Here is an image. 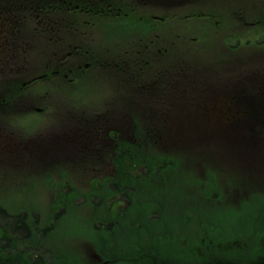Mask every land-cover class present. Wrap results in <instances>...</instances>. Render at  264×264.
Here are the masks:
<instances>
[{"label": "rangeland", "instance_id": "374dc122", "mask_svg": "<svg viewBox=\"0 0 264 264\" xmlns=\"http://www.w3.org/2000/svg\"><path fill=\"white\" fill-rule=\"evenodd\" d=\"M186 2V5L157 2L153 6H148L146 1H141L145 4L136 8L135 13L129 10L125 19L127 22L124 21L118 26L121 32L131 34L129 39L125 35H120L118 39L108 40L107 37L102 41L97 31L94 32L88 24L96 38L90 37L92 44L94 48L103 49H151L148 52L150 64L160 65L161 61L167 64H184V61H189L212 66L213 70H209L210 73L232 69L231 75L235 77L246 73L256 80L264 78V53L254 57L250 66L249 43L237 44L230 50H222L219 49L217 39L233 32L246 35L247 29L253 30V34L254 31L263 29V25L243 24L257 21L258 18H262L264 22V0ZM121 8L126 11L129 7ZM198 12H205L212 20H206L207 22L199 27L196 20H192L188 22L189 26L186 28L183 24L168 20L163 26L156 27L158 35L164 42L154 40L152 24L149 25L146 19L149 15L152 17L153 14L166 13L193 17ZM215 21H218V24L211 28ZM102 23L98 21L99 25ZM110 30L109 27L107 31ZM99 31L103 37L107 35L105 29L100 28ZM195 35L196 37H193ZM167 42L172 44H166ZM160 45L169 47L163 59L155 50ZM113 54L117 55L118 52ZM223 59H228L233 64L229 61L221 62ZM142 64L148 65L144 61ZM102 75L103 70H95L83 77L78 87L71 90L65 83H62V87L48 86L53 95L50 99L52 101L57 99L58 107L49 108L47 114L40 115L38 118L43 120L38 124L32 123L33 128L27 130L29 132L27 135L37 136L36 131L49 129L55 125L72 132L70 130H77L76 126L79 125L75 121L76 116L77 119L79 115L93 118L103 110L109 111L111 115L114 112L125 111L123 105L126 102L113 101L111 104L106 101L107 97H102L108 93ZM225 77L230 79L228 76ZM104 78L107 79V76ZM210 80L212 81L211 78ZM44 88V86L41 88L42 92ZM66 96H69V100H66ZM150 99L152 97L148 98ZM70 110H76L72 114L75 118L64 113ZM141 112H144V109H140V114ZM63 114L70 116V119L64 118ZM126 116L127 114L125 118ZM12 119V125L20 126H28L29 123L25 121L31 120L30 117L19 119L18 115ZM138 120L147 124L150 119L142 114ZM138 126L140 127L136 132V142L142 141L139 142L136 155L147 167L141 166L138 169L141 172L140 179L136 174L135 180L132 179V175L130 176L131 186L127 187L128 190L124 194L125 201L116 210L110 209L115 208L111 205L96 206L95 202L100 201V198L92 196L85 201L84 197L76 192L84 185L78 178L74 180L66 178L64 182L66 186L60 192L63 198L61 207L53 205V199L49 197L51 189L47 187L18 194L1 192L3 184H0V207L9 212L35 215L37 222L43 225L34 229V235L29 234V237L19 238L10 234L11 239L9 238L7 243H17L14 247L22 249L24 246L19 243V239H25L30 244L29 248L45 250L51 259L48 260L49 263L47 260L43 261V264H98L99 259L118 258L113 256V252L117 250L124 256L132 253L131 260L126 264H145L140 260L150 257L158 261L171 260L176 264H202L216 260L242 264L258 263L259 258L264 255V195L258 193L256 187L246 189L236 186V182H232L235 172L229 164L223 172L216 171L215 176H212L215 171L212 167L209 168V163L204 159L210 157L218 161L219 155L216 152L205 153L203 151L205 147L199 144L193 145L196 147L192 148L194 151L169 153L165 150L167 160H172L168 161L172 165L168 167L167 164H162L165 160H159L162 157L160 154L165 153L157 151L155 154L147 149L146 139H149L147 131L142 124ZM253 136L259 140L263 135L257 133ZM108 155L109 151L106 150L104 157L107 159ZM108 166L110 168L112 163L109 162ZM144 169H147V173H143ZM78 170L82 176L85 174L89 176L90 172L95 174L85 166H78ZM134 170L133 167L127 169L131 172ZM164 170H169V174L162 175ZM154 172L162 176L155 175L159 179L153 182L150 176ZM127 173L123 174L125 182L128 181ZM5 175L8 174H4V169L0 166V179ZM18 176L8 177L16 180ZM73 189L75 190L72 194L75 196L67 198L68 191ZM85 189L89 191L90 187ZM117 199H121L120 196ZM62 203H66V206ZM123 209L128 211L122 212ZM43 227H47L48 230L41 232L40 229ZM154 243L165 247L155 248ZM93 252H95L93 256L87 254ZM20 260L26 263L23 259Z\"/></svg>", "mask_w": 264, "mask_h": 264}, {"label": "flooded vegetation", "instance_id": "af4514ba", "mask_svg": "<svg viewBox=\"0 0 264 264\" xmlns=\"http://www.w3.org/2000/svg\"><path fill=\"white\" fill-rule=\"evenodd\" d=\"M84 3L81 11H89L91 0H80ZM171 1V0H169ZM62 5H73L72 0H0V164L28 161L43 163L40 151L58 147L62 144L72 145L75 139L61 137L62 127L52 126L49 129L36 131L37 136H24L22 131L12 125L13 117L19 113L40 110L35 106L36 100L48 101L49 90L42 93H30L28 87L33 84L59 86L61 83L76 85L77 76L85 77L95 70H103V79L109 81L108 90L118 93L108 95L106 101L137 102L152 97L150 100H207L209 109H200V114L222 115L226 118H239V124L214 126V131L249 133L253 130L246 110H237L234 101L245 100L244 96L232 92L230 79L216 78L220 91L227 93H197L209 90L208 81L194 82L195 79L174 73L173 66L150 64L148 52L151 49H93L92 39L86 29L89 20L71 13H62ZM79 4L74 3L77 8ZM153 27L154 40L164 42ZM167 42L166 44H170ZM238 41L228 43V49L237 46ZM169 49L160 45L155 50L160 55ZM118 52V54H113ZM152 58L154 51L152 50ZM252 52V51H251ZM253 54V53H252ZM249 55V63L253 61ZM145 59V60H143ZM143 61L148 65L143 66ZM187 70L186 66L180 67ZM69 77L64 78L63 76ZM107 76V79L104 76ZM263 82V78L259 80ZM251 86L252 79H246ZM16 86V89L13 87ZM122 87L123 90L120 91ZM14 96L19 102V110L12 109ZM264 102V94L256 95ZM227 103V110L224 109ZM222 103V104H221ZM203 107V106H202ZM74 112L65 113L72 115ZM199 114V111H194ZM63 114L64 118H69ZM125 111L112 115L95 116L88 119L79 115L75 121L81 136H90L91 131L105 129L123 130L122 119ZM71 118H75L72 115ZM237 122V121H236ZM97 137L106 140L107 135ZM86 143V142H85ZM247 148V147H246Z\"/></svg>", "mask_w": 264, "mask_h": 264}, {"label": "bare ground", "instance_id": "6f19581e", "mask_svg": "<svg viewBox=\"0 0 264 264\" xmlns=\"http://www.w3.org/2000/svg\"><path fill=\"white\" fill-rule=\"evenodd\" d=\"M4 215L3 216H6V217H1V218H6L4 219L3 221L0 219V238H1V235L2 234H5L8 230L6 228V225H5V222L8 224V225H13V222L15 221V217H18V218H21L22 217V222L24 223V225L30 230V232H28L27 234L25 235H21L19 238H23V237H29V234H32L34 235L35 231L33 232V230L35 229V227L33 226L32 228H29V226L33 224V222H37V219L35 218V216L33 215H28L24 212H3ZM6 214V215H5ZM1 216V215H0ZM17 218V219H18ZM5 226V227H4ZM30 226V227H31ZM33 229V230H32ZM7 235V234H6ZM31 235V236H32ZM19 243L21 245H23L24 247H22V249L20 248H17V247H14L12 249V252L9 253L8 255H5L4 256V259H23L25 262H28V259L30 257V253H29V249H31L35 255L37 256H41L43 258V260H50L51 257L49 255L48 252H46L45 250H42L41 248L39 249H34V248H29L30 244H28L27 240L25 239H19ZM17 243H15V246H16ZM155 244V243H154ZM158 246V247H157ZM161 246H164V245H156L153 246L155 248H159ZM165 247V246H164ZM118 250L116 252H113V256L114 257H118L116 259H109V258H106V260L102 259V261L104 262L103 264H126L127 261H130L131 260V257H132V253H129V254H126V256H124V254L122 253H117ZM122 254V255H121ZM2 255V254H1ZM119 258H122V259H119ZM58 259V258H56ZM127 259V260H126ZM50 261H48L47 263H49ZM55 263V262H54ZM53 264V263H52ZM56 264V263H55ZM59 264V263H58ZM255 264H264V255H262L260 258H259V261L258 263L256 262Z\"/></svg>", "mask_w": 264, "mask_h": 264}, {"label": "trees", "instance_id": "16d2710c", "mask_svg": "<svg viewBox=\"0 0 264 264\" xmlns=\"http://www.w3.org/2000/svg\"><path fill=\"white\" fill-rule=\"evenodd\" d=\"M129 156L133 157V153H130ZM3 212H4V210L0 209V215H2V214L4 215ZM4 217H6V216H4ZM17 218L18 217H15V221L13 222V225H11V226L5 222L6 228L8 227L7 228L8 231L5 234H2L1 238H0V264H26V263L27 264H43V261H45V260H43V258L41 256L35 255L32 250H30V257L28 259V262H26V263L22 262L20 259H10V260L4 259L5 255H8L9 253L12 252V249L14 248V245H15L14 243H12V244L7 243L8 239L10 238L9 234H11L14 237H20L21 235H25L28 232H30V230L22 222V217L18 218V219ZM0 219L3 221L6 218H1V216H0ZM36 223L37 222L34 221L32 226L30 225L31 227L29 226V228H32L34 226L36 229V226H37ZM6 234H8V235H6ZM140 261H144L145 264H176L174 261H171V260H169L167 262L161 261V260L158 261L154 258L152 259L151 257L141 259ZM202 264H242V263L216 260L214 262L210 261V262L202 263ZM244 264H255V263L254 262H246Z\"/></svg>", "mask_w": 264, "mask_h": 264}]
</instances>
